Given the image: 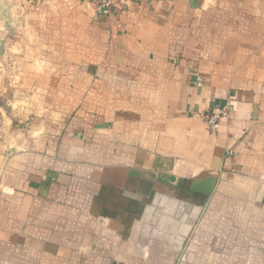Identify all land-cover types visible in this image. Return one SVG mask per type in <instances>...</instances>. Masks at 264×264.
<instances>
[{
  "label": "crops",
  "instance_id": "obj_1",
  "mask_svg": "<svg viewBox=\"0 0 264 264\" xmlns=\"http://www.w3.org/2000/svg\"><path fill=\"white\" fill-rule=\"evenodd\" d=\"M3 1L0 264H264V0Z\"/></svg>",
  "mask_w": 264,
  "mask_h": 264
},
{
  "label": "built area",
  "instance_id": "obj_2",
  "mask_svg": "<svg viewBox=\"0 0 264 264\" xmlns=\"http://www.w3.org/2000/svg\"><path fill=\"white\" fill-rule=\"evenodd\" d=\"M91 3L96 10L104 15L110 14L116 1L128 0H86ZM194 83L198 86L202 85V78L197 75ZM230 109L227 104L223 106H215L208 113H206L205 120L211 132H216L221 124V121L229 117Z\"/></svg>",
  "mask_w": 264,
  "mask_h": 264
},
{
  "label": "rangeland",
  "instance_id": "obj_3",
  "mask_svg": "<svg viewBox=\"0 0 264 264\" xmlns=\"http://www.w3.org/2000/svg\"><path fill=\"white\" fill-rule=\"evenodd\" d=\"M3 4L4 1L0 2V45H2L1 42L3 41L4 35L6 34L7 30L11 28V26H7L6 19H9L10 22L13 20L12 15L10 16V14H7V9L5 8L7 5Z\"/></svg>",
  "mask_w": 264,
  "mask_h": 264
}]
</instances>
